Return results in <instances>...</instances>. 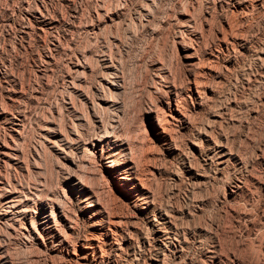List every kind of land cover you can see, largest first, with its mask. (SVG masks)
Wrapping results in <instances>:
<instances>
[{"label":"bare ground","instance_id":"1","mask_svg":"<svg viewBox=\"0 0 264 264\" xmlns=\"http://www.w3.org/2000/svg\"><path fill=\"white\" fill-rule=\"evenodd\" d=\"M66 1L70 0H41V5L26 4L24 9L28 14L25 18L34 25L31 26L28 22L22 27L21 34H28L32 30L46 38L52 35V28L60 22L54 19L50 6L53 2L62 4ZM93 1L94 10L91 9L86 14L76 6L68 12L70 38L61 35L66 46H63L59 37L53 36L47 52L40 57L39 70L35 74L37 82L46 86L48 68L60 62V83L64 92H60L59 103H56L57 116L48 113L47 119L60 120L64 130L54 123V126L44 125L42 128L45 131L42 138L56 151L53 158L57 172L61 174L56 185L42 176L40 154L35 151L36 155L31 156L22 150L23 134L30 128L29 118L20 102L24 101L25 94L19 91L17 82L10 78L3 77V85H0V264H15L13 258L18 250L34 252L39 246H49L50 251L55 250L53 247L71 249V256L67 261L69 264H116L120 258V264H170L171 261L178 262L180 259L184 263L189 249L198 246L202 250L197 264H234L237 258L224 248L215 233L207 232L199 226L194 227L191 223L194 211L199 210L202 204L195 203L192 194L187 197L184 209H173L164 204L154 194L149 183L155 172L146 167L143 160L142 163L133 158L134 146L138 143L145 146L155 143L164 145L170 154L182 151L178 144L179 135L181 130L190 129L191 119L187 117V110L200 106L202 97H206L201 95L206 79L205 65L202 66L201 61L219 63L221 70L212 72V75L215 79L223 78L222 72L229 70V65L233 64L230 53L249 50L245 44L246 39L239 36L241 34L238 33V28L232 25L235 23L225 20L224 26L219 30L221 37L217 38L220 42L218 50L215 49L214 53L211 51L205 59L198 58L197 62H192L185 71L181 84H176L170 70L163 73L159 71L155 75L158 86L153 85L148 105L142 112L134 114L138 126L133 127L135 130L131 132H136V135L131 137L128 127H123L129 119L124 103L127 88L120 60L113 51V48L118 47L117 39L109 40L104 37V23H107L105 19L108 18L110 23H115V20L120 23V15L117 11L107 9L104 0ZM149 1L148 9L138 18L139 26L143 27L151 20L156 0ZM229 1L233 10L238 12L246 13L250 8L256 12H264V0ZM76 33H81L86 40L98 42V48L90 51L78 45L73 38ZM186 33L190 41L196 44L198 33L194 29H188ZM193 45L189 58L196 57L201 48ZM254 61L259 66L260 73H264V48L255 50ZM152 82L154 83L153 80ZM33 96L30 99L36 97ZM203 101L205 103V99ZM145 120H148L150 126L148 135L139 131V125L143 127ZM209 125L211 126H207ZM210 128H204L203 131L195 128L198 135L191 142V155L181 153L182 164H186L185 172L191 173L197 183L203 182L204 172L206 168L211 169V166H214L212 171L215 175H221V171L229 165L234 168L245 165L240 155L228 146L229 140L213 137ZM42 148L45 149L44 146ZM105 158L108 163L103 164ZM256 160L257 164L264 165V157L258 155ZM30 166L35 168L36 177ZM255 166H249V170L244 167V174L233 178L229 184L228 196L245 193L250 185L263 187L264 184L251 173ZM94 170H97L96 173ZM90 173H94L98 189H92L88 185L87 179L92 178L89 177ZM105 182H108V190L113 189L120 199L138 201L132 205L131 214H124V207L116 205L117 201L113 205L108 203L111 200L100 203ZM111 198L114 199L112 196ZM81 201L85 203L82 207ZM73 204L77 206V210L72 208ZM81 211L84 212L80 214ZM149 212L150 218L146 215ZM141 218H145L144 232L138 223ZM79 223H85L86 228L80 230ZM134 240H137L135 244Z\"/></svg>","mask_w":264,"mask_h":264},{"label":"rangeland","instance_id":"2","mask_svg":"<svg viewBox=\"0 0 264 264\" xmlns=\"http://www.w3.org/2000/svg\"><path fill=\"white\" fill-rule=\"evenodd\" d=\"M149 2V0H104L107 9L111 12L117 11L120 15V23H117V20L115 23H110L108 18L105 19L107 23H104L105 36H103L109 40L117 39L118 47L113 48V51L120 60L127 88L124 103L129 119L125 123L127 126L124 124L123 127H128L131 137L136 135V132L135 134L131 132L137 125L134 114L136 115L146 108L147 102L152 98L153 85L158 86V79L155 75L159 71L163 73L165 70H170L171 75L174 74L176 84H181L180 81L184 80L185 71L192 62H197L198 58L205 59L211 51L214 53L215 49L218 50L220 45L218 39L221 37L219 30L224 26L225 20L231 24L235 23L232 25H236L235 28H238V33L241 34L238 35L246 39L245 44L249 50L231 52L233 64L229 65V70L222 72L223 78L220 79H215L212 75V72L221 70L219 63L201 61L202 66L205 65L203 67L206 78L201 95L206 97H202L200 106L190 107L187 110V117L192 121L190 120V129L188 131L181 130L183 133L181 132L179 135L178 144L182 151L170 154L164 145L155 143L145 146L134 142L136 145L134 144L133 160H140L142 163L144 161V165L155 172L153 180L149 183L154 194L164 204L173 207V209H184L186 199L190 194L195 199V203L202 204L200 211L198 209L194 211L192 216L194 220L192 219L191 223L195 225L194 227L199 226L207 232L215 233L224 248L237 258L234 264H264V185L262 188L250 185V190L248 189L245 193L228 196L229 184L232 183L233 178L242 176L246 168L249 170V166L256 165L251 173L264 184V165L257 164L258 160H256L258 155L264 157V73H260L259 66L254 61L255 50L264 48V12H256L251 8V11L249 9L246 13L238 12L233 10L229 0H156L154 8L152 7L151 20L143 27L139 26L138 18L146 12L145 9H148ZM26 4L41 5V0H0V85H3V77L10 78L17 82L19 91L25 94L24 101L20 102L29 118L30 128L23 134L22 150L31 156L36 155L35 151L40 154L42 176L56 185L57 178L61 176L57 172L53 158L56 151L42 138V134H45L42 128L44 125L54 126L57 124L64 130L60 120L47 119L48 113L57 116L58 105L56 103H59L60 92L61 94L64 92L60 83L62 73L60 62L48 68L49 77L46 86L44 84L41 86L37 82L35 74L39 70L40 57L47 52L53 36L59 37L63 46H66L61 35L67 39L70 38L67 24L68 12L76 6L82 13L84 12L83 14H86L87 11L94 10L95 2L93 0H70L62 4L53 2L50 11L53 12L54 19L58 20L60 24L52 28V35H48L51 37L47 36V38L41 34L37 35L32 30L28 34H21L22 27L28 22L29 25H34L32 21L25 18L28 14L24 9ZM187 25L193 26L189 28ZM188 29H194L198 33L196 44L190 41L188 32L186 33ZM73 38L76 39L78 45L90 51L96 50L99 46V43L94 40L84 39L85 37L81 33H76ZM47 39L50 40L47 41ZM192 45L201 48L196 57L189 58ZM33 95H36L35 98L38 97L37 101L35 98L30 99V97H34ZM204 99L205 103H203ZM152 115L155 116L154 113ZM212 121H215L216 125ZM208 124L211 126H207ZM143 125L145 127L139 125V131L141 134L146 132L148 135L150 133L148 120H145ZM194 126L198 131L211 127L213 137L229 140L228 146H231L232 150L240 155L239 157L246 168L243 165L235 166V168L229 165L221 171V175H215L213 173L214 166H211V169L206 168L203 182L197 183L191 173L185 172L186 164H182L181 154L184 152L191 155V148H193L191 142L195 141V137L198 135ZM147 147L149 148L147 149ZM72 156L74 157V155ZM106 161L105 158L103 164L108 163ZM30 170L35 171L33 176L36 177L35 168L30 166ZM96 171L93 172L96 173ZM103 172L107 174L106 171L103 170ZM90 176L92 178L87 179L88 185L92 189H98L99 185L94 178V173H90ZM105 183H103L104 193L101 194L100 203L103 204L111 200L108 203H112V205L117 203L116 205H120V208L124 207L122 208L124 214H131L132 205L138 201L128 202L120 199L113 189L108 190V182ZM82 202L81 207L85 205ZM72 208L77 210V206L74 204ZM83 212L81 211L80 214ZM150 214V212L147 213V217H151ZM144 219H138L139 227L141 225L143 232L146 231ZM79 226L80 230L86 228L85 223H79ZM136 241L134 240L133 243L135 244ZM203 245L205 246L206 243ZM48 248L49 246L47 248L39 246L34 252L18 250L19 252L14 254V263L69 264L67 261L71 256V249L62 250L53 247L56 251H50ZM199 248V246L195 249L194 247L190 248L188 258L184 259V263L183 259L178 262L180 264H197L202 250ZM120 260L122 261V258L118 259L119 263L116 264H120ZM176 262L171 261L170 264H176Z\"/></svg>","mask_w":264,"mask_h":264}]
</instances>
